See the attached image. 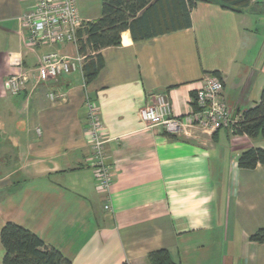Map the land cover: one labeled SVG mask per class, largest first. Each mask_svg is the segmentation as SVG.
<instances>
[{
	"label": "crops",
	"instance_id": "1",
	"mask_svg": "<svg viewBox=\"0 0 264 264\" xmlns=\"http://www.w3.org/2000/svg\"><path fill=\"white\" fill-rule=\"evenodd\" d=\"M35 3L0 0V164H13L0 175V264L8 221L71 264H149L148 255L160 249L176 264H264V243L249 239L264 228V164L238 165L248 147L264 148V137L231 127L170 136L140 115L159 95L173 116L186 115L207 74L223 80L237 118L256 105L264 87V0L243 12L199 2L189 28L140 41L123 32L120 45L101 50L104 66L89 83L79 64L38 85L44 54L76 57L78 49L24 46L18 18ZM77 4L84 20L101 16L102 0ZM20 76L25 83L14 94L7 87ZM88 98L108 140L113 210L94 175Z\"/></svg>",
	"mask_w": 264,
	"mask_h": 264
},
{
	"label": "trees",
	"instance_id": "2",
	"mask_svg": "<svg viewBox=\"0 0 264 264\" xmlns=\"http://www.w3.org/2000/svg\"><path fill=\"white\" fill-rule=\"evenodd\" d=\"M252 1L102 0L101 16L93 22H88L85 29L78 32V52L86 55L83 65L85 80L88 83L92 81L104 66L101 50L120 45L122 34L127 30L134 41L146 40L191 27V11L199 2L217 3L223 8L243 12ZM193 106H196V95L193 98ZM232 129L235 134L247 135L250 138L264 137V87L259 102L245 110L237 118ZM258 164H264L262 147H248L238 157V165L241 168H255ZM12 178L14 182H18L20 175ZM249 239L264 243V228L258 229ZM1 241L6 250L3 264H71L59 250L47 245L36 233L12 221L2 227ZM148 260L149 264H176L167 249L151 252Z\"/></svg>",
	"mask_w": 264,
	"mask_h": 264
},
{
	"label": "built area",
	"instance_id": "3",
	"mask_svg": "<svg viewBox=\"0 0 264 264\" xmlns=\"http://www.w3.org/2000/svg\"><path fill=\"white\" fill-rule=\"evenodd\" d=\"M18 34L21 42L29 49L43 45L73 44L79 49L78 32L85 29L88 21L84 20L78 10L77 0H36L35 5L22 13L19 18ZM86 55L76 57L57 52L44 54L36 67L37 82L49 81L64 74H71L83 66ZM25 80L14 77L8 89L16 94L22 90ZM224 82L215 74H207L196 90V106L183 116H173L169 102L159 95L156 101L140 109L142 119L151 125H162L168 134H187L191 127H199L213 132L224 127L234 126L232 110L227 106L224 96ZM51 99L56 94H50ZM88 136L91 142L92 166L97 184L106 195L105 208L113 210L112 183L113 170L109 163L106 144L107 138L98 107L93 99L87 101ZM233 131V129H232Z\"/></svg>",
	"mask_w": 264,
	"mask_h": 264
},
{
	"label": "rangeland",
	"instance_id": "4",
	"mask_svg": "<svg viewBox=\"0 0 264 264\" xmlns=\"http://www.w3.org/2000/svg\"><path fill=\"white\" fill-rule=\"evenodd\" d=\"M85 63V62H84ZM84 63H83V65H84ZM15 161V160H14ZM13 161V162H14ZM10 166L12 167L13 166V164L11 165V163H10ZM11 167H8V163H7V160L5 161H3L1 164H0V175H1V172L4 170V169H7V168H11ZM16 178V177H15ZM14 180V178H12L11 179V181H13ZM10 181V180H9ZM12 183V182H11ZM3 184H9V182H4Z\"/></svg>",
	"mask_w": 264,
	"mask_h": 264
},
{
	"label": "water",
	"instance_id": "5",
	"mask_svg": "<svg viewBox=\"0 0 264 264\" xmlns=\"http://www.w3.org/2000/svg\"><path fill=\"white\" fill-rule=\"evenodd\" d=\"M236 116H237V111H235L233 118H236Z\"/></svg>",
	"mask_w": 264,
	"mask_h": 264
}]
</instances>
